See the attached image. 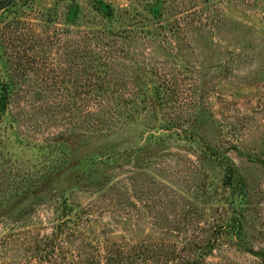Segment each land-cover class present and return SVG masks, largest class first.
<instances>
[{
	"label": "rangeland",
	"instance_id": "obj_1",
	"mask_svg": "<svg viewBox=\"0 0 264 264\" xmlns=\"http://www.w3.org/2000/svg\"><path fill=\"white\" fill-rule=\"evenodd\" d=\"M0 264H264V0L1 4Z\"/></svg>",
	"mask_w": 264,
	"mask_h": 264
},
{
	"label": "trees",
	"instance_id": "obj_2",
	"mask_svg": "<svg viewBox=\"0 0 264 264\" xmlns=\"http://www.w3.org/2000/svg\"><path fill=\"white\" fill-rule=\"evenodd\" d=\"M10 0H0V5L1 4H6ZM102 67V64L100 66L98 64L96 65H91L90 64V70L91 72L88 74V84H89V90L86 93L89 101V117L91 119V129H96L99 124H102V118L104 117H111V110L107 109L109 107L108 103L106 101H102V95L103 97H106V100L111 99L112 96L115 94L114 92H109L108 90L102 91V87L98 85V83H102V77L99 76V68ZM121 98V97H120ZM109 101V100H108ZM104 108V110H103ZM110 108V107H109ZM228 170V175L226 177V184L230 186H236L237 184V176L236 173L234 172L233 167L230 165L227 166ZM237 223L240 224L241 218H238L236 220ZM232 224V223H230ZM236 222L233 221V226L232 228H236ZM231 226H227L229 229ZM238 236L240 235V231L238 230ZM208 250L213 251L212 244L209 243L208 245Z\"/></svg>",
	"mask_w": 264,
	"mask_h": 264
}]
</instances>
